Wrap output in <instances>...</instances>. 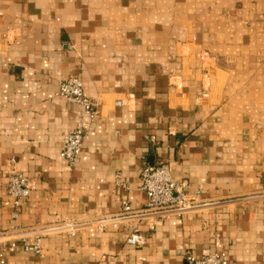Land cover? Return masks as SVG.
Masks as SVG:
<instances>
[{"label":"crops","instance_id":"crops-1","mask_svg":"<svg viewBox=\"0 0 264 264\" xmlns=\"http://www.w3.org/2000/svg\"><path fill=\"white\" fill-rule=\"evenodd\" d=\"M74 75L97 117L59 94ZM81 121L69 168L62 137ZM160 161L199 201L98 229L145 207L142 168ZM13 170L34 182L17 216ZM42 228L41 255L6 264H188L216 247L264 264V0H0V233Z\"/></svg>","mask_w":264,"mask_h":264},{"label":"built area","instance_id":"built-area-1","mask_svg":"<svg viewBox=\"0 0 264 264\" xmlns=\"http://www.w3.org/2000/svg\"><path fill=\"white\" fill-rule=\"evenodd\" d=\"M59 94L64 98L81 105L91 118L98 116L96 102L90 99L84 91L83 81L79 75L71 76L63 80L59 85ZM89 123L79 122L74 128L68 129L62 137L60 156L69 168H72L84 147V140L87 134ZM34 187L31 178L18 170L10 174L8 191L14 199L16 207L13 216L18 215V209L23 198H26ZM139 187L146 194L145 207L139 211L133 210L129 202H123L122 209L113 215L103 216L94 220L96 227L103 230L107 226H118V224L133 214L140 217L155 216L165 217L173 211H184L199 201L201 189L197 188L192 194L188 192L189 185L178 182L172 173L169 163L160 161L155 164H146L142 168ZM77 222L62 224L61 230L74 235L79 229ZM46 228L23 231L20 233H0V264H6L7 252L22 247L26 252L40 256L43 250V237ZM32 239V241L30 240ZM127 241L131 244H142L143 236L135 229ZM219 242H216V246ZM188 264H230L229 254L225 250L216 247L213 251L196 256L192 252L185 254Z\"/></svg>","mask_w":264,"mask_h":264}]
</instances>
